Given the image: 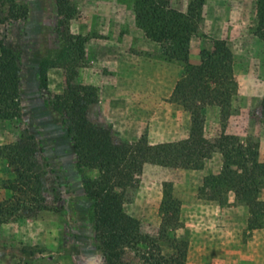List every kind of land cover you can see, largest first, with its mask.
Segmentation results:
<instances>
[{"label":"rangeland","instance_id":"374dc122","mask_svg":"<svg viewBox=\"0 0 264 264\" xmlns=\"http://www.w3.org/2000/svg\"><path fill=\"white\" fill-rule=\"evenodd\" d=\"M12 1L27 14L10 20L7 8L0 12V50L5 45L18 58L21 118L0 122V146L15 144L26 130L36 136L46 171L42 194L50 210L36 217L19 210L0 224V264H104L94 240L92 202L84 190L85 177L97 173L78 169L65 118L54 107L55 97L67 89L66 70L56 64L46 78L40 75L41 63L57 61L65 47L56 2ZM135 1L75 0L79 13L69 31L86 39L77 82L97 89L99 100L89 119L111 128L116 142H134L143 135L152 144L178 142L188 138L191 128L189 113L171 100L185 66L165 58L160 44L137 26ZM169 1L171 8L186 12L192 0ZM203 18L190 43V63L198 65L204 50L225 40L234 57L238 94L225 118L220 107L205 111V137L213 150L204 168L146 164L137 172L136 188L129 190L124 208L145 234L159 237L164 183H171L181 201L175 235L188 243L186 264H264V227L249 228L248 209L236 204L234 194L226 205L199 196L204 178L222 170L216 148L222 135L259 142L264 169V41L254 34L255 1L205 0ZM15 178L9 163L0 159V205L7 210L8 203L25 199L5 188ZM163 247L171 252L168 244ZM128 258L136 260L131 251Z\"/></svg>","mask_w":264,"mask_h":264},{"label":"trees","instance_id":"16d2710c","mask_svg":"<svg viewBox=\"0 0 264 264\" xmlns=\"http://www.w3.org/2000/svg\"><path fill=\"white\" fill-rule=\"evenodd\" d=\"M254 1L257 19L254 34L264 41V0ZM55 2L60 26L64 28L61 36L65 47L57 61L41 63L40 75L46 78L48 70L56 64L66 70L67 89L55 97L54 107L65 118L78 169L82 173H97L96 177H85L84 190L92 202L94 240L104 264H186L188 243L175 235L181 226V201L173 195L172 184L164 183L159 237L143 232L141 222L125 211V200L129 190L136 188L137 172L146 164L186 170L204 168L213 150L205 137V111L208 107H220L225 118L231 99L238 94L233 53L225 40H215L212 50L202 52L198 65L190 63V43L204 20L205 0H192L186 12L171 8L169 0H136L137 26L147 38L160 44L165 58L185 66L171 100L190 114L191 128L188 138L178 142L152 144L147 135L134 142H116L111 128L89 119L91 107L99 100L97 89L77 82L78 69L85 60L86 39L69 31L70 23L79 13L75 0ZM5 8L10 20L27 14L12 0H0V12ZM19 83L17 55L2 45L0 122L21 118ZM261 108L264 109V99ZM216 148L223 157V167L218 174L204 178L200 198L226 205L229 194L233 193L236 204L248 209L249 228H263L264 169L260 162V143L243 142L236 135H222ZM39 156V142L29 130L15 144L0 146V159L9 163L16 175L12 185L5 188L25 196L8 203V210L0 205V224L19 210L33 217L50 210L42 194L46 171ZM163 243L168 244L171 252H165ZM130 251L136 260L128 258Z\"/></svg>","mask_w":264,"mask_h":264},{"label":"crops","instance_id":"0c3cea01","mask_svg":"<svg viewBox=\"0 0 264 264\" xmlns=\"http://www.w3.org/2000/svg\"><path fill=\"white\" fill-rule=\"evenodd\" d=\"M190 115V114H189ZM190 119H189V121H188V127H190L191 126V116L189 117ZM187 139V138H186Z\"/></svg>","mask_w":264,"mask_h":264}]
</instances>
